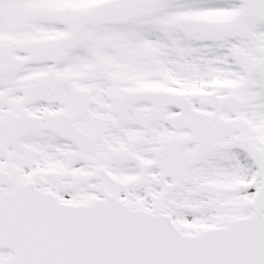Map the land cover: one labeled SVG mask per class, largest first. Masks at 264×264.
Returning a JSON list of instances; mask_svg holds the SVG:
<instances>
[{
    "label": "snow or ice",
    "instance_id": "snow-or-ice-1",
    "mask_svg": "<svg viewBox=\"0 0 264 264\" xmlns=\"http://www.w3.org/2000/svg\"><path fill=\"white\" fill-rule=\"evenodd\" d=\"M0 264H264V0H0Z\"/></svg>",
    "mask_w": 264,
    "mask_h": 264
}]
</instances>
